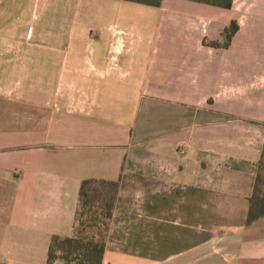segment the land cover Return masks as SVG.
<instances>
[{"label": "crops", "instance_id": "1", "mask_svg": "<svg viewBox=\"0 0 264 264\" xmlns=\"http://www.w3.org/2000/svg\"><path fill=\"white\" fill-rule=\"evenodd\" d=\"M37 1L0 0V264H47L85 179L103 264H264V0Z\"/></svg>", "mask_w": 264, "mask_h": 264}, {"label": "trees", "instance_id": "2", "mask_svg": "<svg viewBox=\"0 0 264 264\" xmlns=\"http://www.w3.org/2000/svg\"><path fill=\"white\" fill-rule=\"evenodd\" d=\"M235 28L225 30V42L214 46L227 47ZM263 172V173H262ZM264 148L258 163V173L253 194L249 197L247 224L264 218ZM106 185L108 194L96 205L91 200L94 186ZM117 181L85 179L81 182L79 200L75 212L73 235L62 237L53 235L50 240L47 264H103L106 241L113 215Z\"/></svg>", "mask_w": 264, "mask_h": 264}, {"label": "rangeland", "instance_id": "3", "mask_svg": "<svg viewBox=\"0 0 264 264\" xmlns=\"http://www.w3.org/2000/svg\"><path fill=\"white\" fill-rule=\"evenodd\" d=\"M36 1L37 0H33V2H36ZM37 2H38V5H36L35 10L37 11V8L42 9V14L43 15H42L41 20L44 19V23H45V20H46V22H48V20H49L48 23H50L52 21L51 18L53 17L55 8L61 6V5H59L60 2H58V4H57L56 0H38ZM66 3L69 5L68 0L66 1ZM39 13H41V12L39 11ZM263 177H264V174H263ZM261 187H262V190L264 191V181L261 184ZM94 188L96 190H94L95 193H92L91 194V196H92L91 197V200H92L93 203H95L96 205H98V204H100L101 199H103V197H102V190L99 188V186H94Z\"/></svg>", "mask_w": 264, "mask_h": 264}]
</instances>
